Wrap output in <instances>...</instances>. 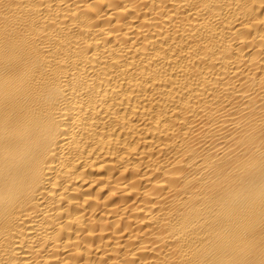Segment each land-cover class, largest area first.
I'll return each instance as SVG.
<instances>
[{"label": "bare ground", "instance_id": "bare-ground-1", "mask_svg": "<svg viewBox=\"0 0 264 264\" xmlns=\"http://www.w3.org/2000/svg\"><path fill=\"white\" fill-rule=\"evenodd\" d=\"M0 264H264V0H0Z\"/></svg>", "mask_w": 264, "mask_h": 264}]
</instances>
